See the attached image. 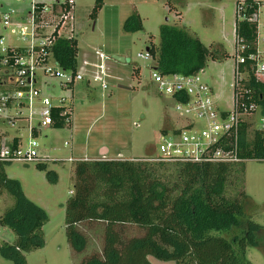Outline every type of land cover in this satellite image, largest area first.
<instances>
[{"label": "rangeland", "instance_id": "1", "mask_svg": "<svg viewBox=\"0 0 264 264\" xmlns=\"http://www.w3.org/2000/svg\"><path fill=\"white\" fill-rule=\"evenodd\" d=\"M94 1L75 0L76 67L83 78L73 89L57 87L54 90L56 96L72 101L70 124L42 127L35 134L37 153L46 157L45 169H39L35 163L22 162L5 166L7 177L18 181L24 196L46 217L42 226L43 245L24 254L27 264H79L83 257L100 250L101 223L77 226L87 237V246L79 253L73 252L66 240L64 205L73 190L76 158L151 157L157 153L160 132L182 123L173 99L157 91L151 78L152 60L137 56L144 53L150 43L158 45L162 24L184 27L208 49L220 47L225 52L220 60L208 59L201 76L212 89L216 107L219 110L231 108L237 0H103L92 16ZM259 1L263 6L264 0ZM24 3L0 0L3 9L12 8L16 14L25 9ZM133 12L139 16L142 29L125 32L123 22ZM0 35L9 36L1 29V24ZM112 55L129 60L118 61ZM260 115L258 107L255 126ZM0 128L12 130L1 123ZM26 139L22 131L21 143ZM99 146L103 147L100 151ZM243 178L247 196L243 202L244 214L264 227V160H246ZM11 202L7 195L0 194V215ZM117 229L123 237L142 233L133 225ZM14 240L13 232L0 225V264H16L9 251L1 248L3 243L12 244ZM257 240L263 243L262 247L246 248L250 264H264V233ZM148 258L152 264H173L172 260Z\"/></svg>", "mask_w": 264, "mask_h": 264}, {"label": "trees", "instance_id": "2", "mask_svg": "<svg viewBox=\"0 0 264 264\" xmlns=\"http://www.w3.org/2000/svg\"><path fill=\"white\" fill-rule=\"evenodd\" d=\"M239 0L236 1V3ZM246 18L235 17L234 34L252 49L254 22L247 20L260 3L241 0ZM103 0H95L91 12ZM142 29L134 12L123 22L125 32ZM155 68L164 74H191L203 69L208 59L220 60L225 52L208 49L184 27L162 24L158 45L146 47ZM77 40H60L54 56L62 67L76 70ZM245 87L264 115V78L250 75ZM54 126H63L55 117ZM251 133L250 135H248ZM15 145V141H13ZM238 156L232 163L155 162L141 159L95 158L75 162L73 190L64 205V230L70 249L79 253L87 237L77 226L101 223L100 250L83 257L79 264H152L149 256L173 264H250L246 248L262 247L257 239L264 227L244 214L245 159L264 160V137L243 123ZM244 159V160H243ZM0 161V194L12 202L0 215V225L14 234L12 244L3 243L16 264H27L25 253L43 245L44 212L28 200L17 180L7 177ZM45 169V163H35ZM46 174H49L47 171ZM133 225L142 233L123 237L117 227Z\"/></svg>", "mask_w": 264, "mask_h": 264}, {"label": "built area", "instance_id": "3", "mask_svg": "<svg viewBox=\"0 0 264 264\" xmlns=\"http://www.w3.org/2000/svg\"><path fill=\"white\" fill-rule=\"evenodd\" d=\"M17 1L25 2V9L19 14L0 4L1 29L9 33L5 37L0 35V123L22 130L27 139L15 145L12 140L6 143L0 139V161L45 163L46 157L37 153L35 134L42 127L54 126L55 117L68 126L73 110L71 99L56 96L54 90L73 89L83 78L77 68L65 69L54 56L60 40L77 39L75 0ZM235 13L237 20L246 18L241 0L236 3ZM247 20L254 22L255 38L249 49L235 37L231 108L216 107L212 89L201 76L203 69L191 74H164L151 69L157 91L173 99L182 123L160 132L157 153L146 160L232 163L242 160L238 156V141L243 123L251 122V129L264 137V115L259 116L255 126L258 106L250 100L251 91L245 87L250 75L264 78V48H260L264 45V5L259 3ZM137 56L152 60L148 51ZM80 160L87 158L74 161Z\"/></svg>", "mask_w": 264, "mask_h": 264}, {"label": "crops", "instance_id": "4", "mask_svg": "<svg viewBox=\"0 0 264 264\" xmlns=\"http://www.w3.org/2000/svg\"><path fill=\"white\" fill-rule=\"evenodd\" d=\"M11 129L12 130H7V129L0 128V139H2V141L6 142V143H9L12 140V141H15L16 144H18L19 142H21L22 130H16L14 128H11ZM101 148H103V147L99 146L98 147V151H100Z\"/></svg>", "mask_w": 264, "mask_h": 264}, {"label": "water", "instance_id": "5", "mask_svg": "<svg viewBox=\"0 0 264 264\" xmlns=\"http://www.w3.org/2000/svg\"><path fill=\"white\" fill-rule=\"evenodd\" d=\"M146 51H148V49L146 48ZM112 58L118 60V61H128L129 59L128 58H124V57H121V56H117V55H112Z\"/></svg>", "mask_w": 264, "mask_h": 264}]
</instances>
